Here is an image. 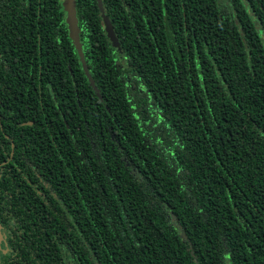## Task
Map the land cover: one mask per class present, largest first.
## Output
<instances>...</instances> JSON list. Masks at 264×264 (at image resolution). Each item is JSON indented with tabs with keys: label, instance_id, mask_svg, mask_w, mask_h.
Returning <instances> with one entry per match:
<instances>
[{
	"label": "trees",
	"instance_id": "16d2710c",
	"mask_svg": "<svg viewBox=\"0 0 264 264\" xmlns=\"http://www.w3.org/2000/svg\"><path fill=\"white\" fill-rule=\"evenodd\" d=\"M75 1L94 87L62 0H0L1 123L48 184L23 232L52 264H264V0Z\"/></svg>",
	"mask_w": 264,
	"mask_h": 264
},
{
	"label": "flooded vegetation",
	"instance_id": "af4514ba",
	"mask_svg": "<svg viewBox=\"0 0 264 264\" xmlns=\"http://www.w3.org/2000/svg\"><path fill=\"white\" fill-rule=\"evenodd\" d=\"M17 91L18 88H16ZM19 111L20 105H15L13 113L16 114L14 115L16 125L12 134L16 143L6 133L5 130H9L10 127L2 125L0 114V264H52L48 263V252H43L48 248V242L39 241L40 243L35 244L37 241L28 238L26 232L22 230L25 226V216L20 215L19 205L28 203L26 197L33 192L47 197L48 184H45L46 189H41L39 182H43V178L40 176L37 181L35 179L38 174L31 176L35 168L31 165L33 161L29 147L34 136L31 133V141H28L22 135V122L17 116ZM31 130L33 131L34 128ZM46 146L48 147V144ZM11 174L14 175L12 179H19L18 184L14 186L1 184V181L11 180ZM23 181L30 183L29 186H25ZM56 241L62 243L60 238H56ZM44 244L45 247H43ZM61 256L68 261V264H79L78 258L68 252Z\"/></svg>",
	"mask_w": 264,
	"mask_h": 264
},
{
	"label": "water",
	"instance_id": "95a60500",
	"mask_svg": "<svg viewBox=\"0 0 264 264\" xmlns=\"http://www.w3.org/2000/svg\"><path fill=\"white\" fill-rule=\"evenodd\" d=\"M102 4L99 3L100 10L102 12V18L105 26V30L108 33V36L110 39L115 43L116 42V37L112 28V25L110 24L109 19L105 16L103 13V8L101 6ZM62 7L65 12V22L67 24L68 32H69V37L71 38V41L73 45L75 46L76 50L79 53L81 62H82V68L89 79L91 85L94 87V81L89 73L87 64L85 62L83 52H82V44L80 42L79 38V31L80 28L78 26V20L76 16V1L75 0H62Z\"/></svg>",
	"mask_w": 264,
	"mask_h": 264
},
{
	"label": "rangeland",
	"instance_id": "374dc122",
	"mask_svg": "<svg viewBox=\"0 0 264 264\" xmlns=\"http://www.w3.org/2000/svg\"><path fill=\"white\" fill-rule=\"evenodd\" d=\"M78 52V51H77Z\"/></svg>",
	"mask_w": 264,
	"mask_h": 264
}]
</instances>
